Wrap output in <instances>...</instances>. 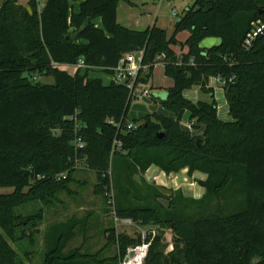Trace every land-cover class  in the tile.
Masks as SVG:
<instances>
[{
    "label": "trees",
    "instance_id": "16d2710c",
    "mask_svg": "<svg viewBox=\"0 0 264 264\" xmlns=\"http://www.w3.org/2000/svg\"><path fill=\"white\" fill-rule=\"evenodd\" d=\"M126 1L83 0L77 12L69 0H45L40 11L35 0L27 6L17 0L0 4V187L13 188L0 194V264H22L9 243L24 238L32 243L42 221L41 210L23 217L14 209L36 200L50 204L78 163L99 178L93 192L111 200L117 218L174 228L173 250L160 264H247L250 254L264 264V32L244 46L253 24H264V0H194L170 36L155 25L142 31L120 25L117 8ZM182 32L188 37L178 43ZM211 38L219 44L200 48ZM174 46H180L179 56ZM133 52L142 53L146 67L136 86L150 82L155 58L165 55L164 76L173 85L164 100H150H159L174 116L152 113L128 122L127 87L88 75L92 70L112 75ZM90 54V69L73 75L62 70ZM36 76L53 82L40 84ZM209 78L224 82L229 122L217 118L212 98L209 103L182 98L194 86L211 93ZM186 112L193 130L203 127L200 136L181 129ZM128 123L136 128L127 130ZM76 138L83 149L73 146ZM150 166L166 175L182 169L189 177L202 173L206 179L197 184L205 193L199 199L180 191L165 197L143 179ZM60 174L66 178L57 180ZM158 199H166L168 208ZM76 225L48 230L44 264H103L63 254ZM112 239L122 255L136 243L122 235ZM159 241L152 240L145 264H156Z\"/></svg>",
    "mask_w": 264,
    "mask_h": 264
},
{
    "label": "rangeland",
    "instance_id": "374dc122",
    "mask_svg": "<svg viewBox=\"0 0 264 264\" xmlns=\"http://www.w3.org/2000/svg\"><path fill=\"white\" fill-rule=\"evenodd\" d=\"M3 0H0V4ZM19 5H26L29 0H17ZM37 2V10H41V5L44 6L45 0H35ZM83 0H71V6L74 11L78 10L80 2ZM135 6L129 7V13L119 12V23L124 24L127 21L132 22L131 28L137 31L145 30L151 21L153 25L156 18L157 25L164 28L170 36L173 32V25L178 20L181 13L187 8L191 7L194 0H133ZM176 12L178 16H172ZM137 21V23H135ZM187 37L186 32L179 33L176 40L182 43ZM215 39H206L200 43V48H210L213 46ZM179 48L180 46H174ZM62 70L73 75L76 69L71 66H62ZM84 70H81V73ZM91 78H100L103 84H108L110 77L99 70H92L88 74ZM212 81L211 93H213V101L217 108V118L223 120L227 116V107L224 100V93L221 89V84H217L216 78H209ZM208 79V80H209ZM163 74L161 68L156 66L152 71V78L146 85L151 96L158 97V93H162L160 87H164ZM168 82L169 79H165ZM36 81L40 84L51 85L53 80L51 78L36 76ZM163 97L159 99L164 100L166 97L165 90H163ZM195 94L196 100L192 101L189 95ZM210 93H202L199 87H192L182 92V98L191 102H205L210 100ZM152 113H158L166 116H174L166 108L157 102H151L149 99L143 101H131L127 113L128 122L140 121L144 116ZM181 129L190 133L192 136H200L203 127H197V130L191 128V124H182ZM156 173L160 175V183L167 184L175 182L176 177H172L163 173L159 168ZM151 171L147 177L153 176ZM155 179V178H154ZM136 183H140V176H135ZM99 178L85 168L81 163L74 164L71 178L63 187L56 192L55 199L50 204H44L41 201H30L20 207L14 209V214L20 216H28L37 214L39 210L42 211V221L38 224V233L33 235V242L29 238L21 239L18 242H10V247L16 253V261L22 264H44L45 254L50 248V244L46 237V233L54 226L64 223H77L74 227L75 236L67 243L63 250L64 255L75 254L78 257H93L100 260L103 264H120L127 250L132 246L126 247L124 255L121 253L120 243L113 240L118 235L127 236L131 239H137L142 232H152L155 237L159 238L157 246V256H155V263H163L164 259L169 256L174 246V228L169 225H147L139 226L133 224L129 220L117 218L113 212V205L110 199L97 196L93 192V187L98 183ZM191 182H194L190 180ZM195 183V182H194ZM13 191V188L0 187V194H8ZM27 189H24L26 192ZM161 193L168 197L171 194V189L166 190L160 188ZM167 201L166 199H163ZM79 222H83L81 227ZM16 233V238L19 237ZM163 252L160 253L159 250ZM26 253H30L26 257ZM247 264H259L260 256L250 254L246 259Z\"/></svg>",
    "mask_w": 264,
    "mask_h": 264
},
{
    "label": "built area",
    "instance_id": "2783aa9c",
    "mask_svg": "<svg viewBox=\"0 0 264 264\" xmlns=\"http://www.w3.org/2000/svg\"><path fill=\"white\" fill-rule=\"evenodd\" d=\"M41 8L43 6L41 5ZM172 16H178L176 12L172 13ZM264 32V24L261 22H257L253 24V28L247 34L244 40V46L250 47L252 42ZM179 56V55H178ZM165 55L160 54L155 58V66L163 67ZM177 65L181 64V58L177 57ZM76 70H86L91 67L86 62L85 58H80L76 64L72 65ZM146 67L142 66V53L141 52H133L125 54L122 59L118 62V65L113 69L112 75H110V81L116 84H123L130 91V100L131 101H143L145 99H150L151 95L146 85L138 84L136 86V80L138 76H144V71ZM217 82L223 85V81L217 78ZM136 126L132 123H128L126 126L127 130H133ZM75 149H83L84 143L76 138L72 143ZM116 147H119V144L116 143ZM66 178V174H60L57 176V180H64ZM140 244L135 243L128 250L126 255L120 264H145L148 251L151 245L152 240L155 238V234L152 232L145 233L142 232L140 236Z\"/></svg>",
    "mask_w": 264,
    "mask_h": 264
},
{
    "label": "crops",
    "instance_id": "0c3cea01",
    "mask_svg": "<svg viewBox=\"0 0 264 264\" xmlns=\"http://www.w3.org/2000/svg\"><path fill=\"white\" fill-rule=\"evenodd\" d=\"M70 2V5H71V0H69ZM82 2V1H81ZM80 2V3H81ZM28 3V2H27ZM22 6H27L26 5H22ZM132 6H135V2L133 0H127L126 2H120L118 4V8H117V22L119 23V12H122V13H126L128 12L129 13V7H132ZM72 7V6H71ZM78 9H79V6H78ZM72 10L74 11V8L72 7ZM78 11V10H77ZM77 11H74V12H77ZM157 22H158V19L156 18V20L154 21L153 25H155L157 28H160V29H163L165 30L164 28L162 27H159L157 25ZM135 23H137V21H135ZM120 24V23H119ZM131 24H133L132 22H126L124 24H120L122 25L123 27H126L128 29H131V30H134L131 28ZM151 21H149V25H147L149 27H151ZM96 25L97 26H100V21L97 20L96 21ZM152 25V26H153ZM166 31V30H165ZM167 32V31H166ZM168 34V33H167ZM170 34V33H169ZM168 34V35H169ZM187 37H188V34H187ZM186 37V38H187ZM185 41V40H184ZM183 41V42H184ZM219 40L218 39H215L213 46H216L219 44ZM172 49L176 52L177 55H179L181 53V49L180 48H176V47H172ZM156 66H154L155 68ZM161 68V72L163 74V81H164V84L165 86L164 87H160L161 90H162V93H163V90H165V93L168 89H170L173 85V82L169 79L168 82H165L166 80L165 79H168L167 77L164 76V70H163V67L161 66H158ZM153 68V69H154ZM110 77V76H109ZM212 81L211 79L208 80L207 82V88L210 89V90H213V88H211V84H212ZM216 83L217 84H220L217 82V78L215 79ZM110 82V81H109ZM221 89H222V85H221ZM161 92V91H160ZM158 93V97H155V98H160L161 95H163L162 93ZM210 100L211 98H213V93H210ZM224 96V95H223ZM189 98H191L192 101H195L196 100V95L195 94H192V95H189ZM151 99V98H150ZM149 99V100H150ZM161 100V99H160ZM209 101H205V103H209ZM225 100V99H224ZM226 104V102H225ZM227 107V105H226ZM221 121H224V122H229L230 121V118L228 116V109H227V116L223 118V120ZM204 130V129H203ZM202 130V132H203ZM154 168H157L155 166H150L149 169L144 173L143 175V179L148 183V184H154L156 187L158 188H164L166 190H169L171 189L172 191H180L182 193V195L186 198H191V199H199L203 196V194L205 193L204 189L201 188L197 182L198 181H204L206 179V175L202 174V173H199V172H194L192 174L191 177L188 176L187 174V169H182L181 171H179L178 173L176 174H170L169 176H172V177H176L177 179L174 180L175 182H171V183H167V184H163V183H160L161 181L160 180V175L156 173L157 170H154ZM153 171V176L151 175L149 178L147 177V175ZM155 178V179H154ZM190 180L194 181V182H191Z\"/></svg>",
    "mask_w": 264,
    "mask_h": 264
},
{
    "label": "water",
    "instance_id": "95a60500",
    "mask_svg": "<svg viewBox=\"0 0 264 264\" xmlns=\"http://www.w3.org/2000/svg\"><path fill=\"white\" fill-rule=\"evenodd\" d=\"M85 60H86L87 63L94 62L93 55H92V54L88 55L87 57H85ZM161 97H163V95H161ZM190 117H191L190 113H189V112H186V113L184 114V116H183L182 124H184V125L187 124L188 121L190 120ZM160 137H161V136H160ZM199 143H200V140L198 139V140L196 141V146H198ZM158 202H159L162 206H164V208H168V206H169V202H168V201H165V200H163V199H158ZM136 243H137V244H140V238H137V239H136ZM159 252L162 253L163 250L160 249Z\"/></svg>",
    "mask_w": 264,
    "mask_h": 264
}]
</instances>
